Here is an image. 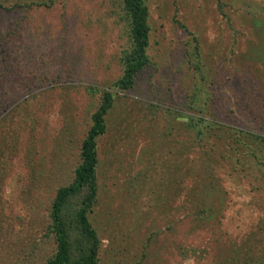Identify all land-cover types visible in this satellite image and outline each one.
Wrapping results in <instances>:
<instances>
[{
  "label": "rangeland",
  "instance_id": "rangeland-1",
  "mask_svg": "<svg viewBox=\"0 0 264 264\" xmlns=\"http://www.w3.org/2000/svg\"><path fill=\"white\" fill-rule=\"evenodd\" d=\"M144 1L149 64L96 140L97 264H264V148L235 131L264 135V0ZM120 12L119 0H0V264L55 251L50 202L122 74ZM193 92L216 123L200 133Z\"/></svg>",
  "mask_w": 264,
  "mask_h": 264
},
{
  "label": "trees",
  "instance_id": "trees-1",
  "mask_svg": "<svg viewBox=\"0 0 264 264\" xmlns=\"http://www.w3.org/2000/svg\"><path fill=\"white\" fill-rule=\"evenodd\" d=\"M120 20L124 22L129 42L128 49L120 57L121 76L114 81L113 90H103L100 102L91 114V124L82 139L79 150V163L73 170L71 181L59 186L50 202V224L47 234H52L55 242L54 253L42 264H97L101 240L89 221L96 201L97 184V138L106 129L105 115L113 107L118 92H126L133 87L135 77L149 64L147 48L149 46L148 8L144 0H119ZM258 24V22H256ZM197 62L194 67L201 69L198 46L195 47ZM202 79V77H201ZM199 95L193 92L188 107L195 109V115L189 116L188 124L210 128L215 122L204 118V102L199 103ZM252 136L264 148V135L254 134L248 130L236 129ZM208 217L206 210L201 211Z\"/></svg>",
  "mask_w": 264,
  "mask_h": 264
}]
</instances>
